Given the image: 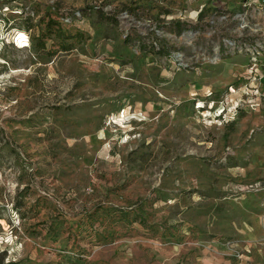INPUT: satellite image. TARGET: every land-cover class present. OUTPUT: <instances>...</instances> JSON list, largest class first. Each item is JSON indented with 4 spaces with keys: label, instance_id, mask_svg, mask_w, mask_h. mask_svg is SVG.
Here are the masks:
<instances>
[{
    "label": "rangeland",
    "instance_id": "1",
    "mask_svg": "<svg viewBox=\"0 0 264 264\" xmlns=\"http://www.w3.org/2000/svg\"><path fill=\"white\" fill-rule=\"evenodd\" d=\"M0 264H264V0H0Z\"/></svg>",
    "mask_w": 264,
    "mask_h": 264
}]
</instances>
